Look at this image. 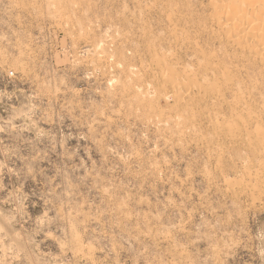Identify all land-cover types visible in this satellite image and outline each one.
Here are the masks:
<instances>
[{"label":"rangeland","instance_id":"1","mask_svg":"<svg viewBox=\"0 0 264 264\" xmlns=\"http://www.w3.org/2000/svg\"><path fill=\"white\" fill-rule=\"evenodd\" d=\"M212 11L0 0V264H264V68Z\"/></svg>","mask_w":264,"mask_h":264},{"label":"bare ground","instance_id":"2","mask_svg":"<svg viewBox=\"0 0 264 264\" xmlns=\"http://www.w3.org/2000/svg\"><path fill=\"white\" fill-rule=\"evenodd\" d=\"M210 1L213 4L212 18L220 23L227 41L246 49L250 59L258 60L264 68V18L251 15L257 9L264 10V0L247 3L242 0ZM159 72L162 76L169 75L165 87L170 89L179 103L190 100L193 94L202 93L209 81L208 78H202L197 83L184 81L176 77L180 75L170 74L165 67H161Z\"/></svg>","mask_w":264,"mask_h":264}]
</instances>
